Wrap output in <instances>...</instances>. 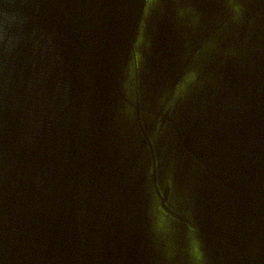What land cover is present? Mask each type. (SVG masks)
Returning a JSON list of instances; mask_svg holds the SVG:
<instances>
[{
  "label": "water",
  "instance_id": "1",
  "mask_svg": "<svg viewBox=\"0 0 264 264\" xmlns=\"http://www.w3.org/2000/svg\"><path fill=\"white\" fill-rule=\"evenodd\" d=\"M0 264H264V0H0Z\"/></svg>",
  "mask_w": 264,
  "mask_h": 264
}]
</instances>
